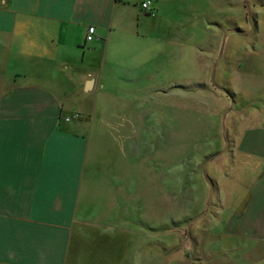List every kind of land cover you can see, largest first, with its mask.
<instances>
[{
    "label": "rangeland",
    "instance_id": "obj_1",
    "mask_svg": "<svg viewBox=\"0 0 264 264\" xmlns=\"http://www.w3.org/2000/svg\"><path fill=\"white\" fill-rule=\"evenodd\" d=\"M197 2L177 14V26L144 25L135 9L90 44L102 45L97 53L84 55L80 40L59 56L81 105L96 104L95 173L108 175L114 192L99 215L101 256L88 230L76 264L244 263L225 232L264 168L255 155V133L264 138V0ZM90 72L105 96L83 93ZM117 123L110 142L96 134Z\"/></svg>",
    "mask_w": 264,
    "mask_h": 264
},
{
    "label": "crops",
    "instance_id": "obj_2",
    "mask_svg": "<svg viewBox=\"0 0 264 264\" xmlns=\"http://www.w3.org/2000/svg\"><path fill=\"white\" fill-rule=\"evenodd\" d=\"M143 1L0 0V264H76L89 243L88 230L95 231L90 243H96L97 259L101 256L97 232L105 204H112L113 183L95 173L96 104L81 105L79 87L59 56L80 40L79 46L88 48L81 47L84 55L97 53L102 45L86 42L88 28L95 27L94 42L101 41L103 31L108 37L110 29L134 19L133 10L142 12ZM152 1V13L142 12L139 20L155 28L177 26V14L198 5L197 0ZM96 66L105 70L106 62ZM86 81L93 82L90 92L82 85L88 98L95 91L105 93L93 72ZM74 114L81 120L66 122ZM112 126L96 134L112 140L120 125ZM259 131L254 153L264 164ZM248 183L243 211L226 221L225 233L230 246L243 252L238 259L256 264L264 256V168L258 167ZM112 241L106 240V254L111 255Z\"/></svg>",
    "mask_w": 264,
    "mask_h": 264
},
{
    "label": "built area",
    "instance_id": "obj_3",
    "mask_svg": "<svg viewBox=\"0 0 264 264\" xmlns=\"http://www.w3.org/2000/svg\"><path fill=\"white\" fill-rule=\"evenodd\" d=\"M142 6V11L147 13V14H151L152 13V9H153V1L152 0H144L141 4ZM96 39V28L95 27H89L88 28V33L86 36V42L92 43L94 42ZM75 118H79L78 116L72 117V118H66V121L69 122L72 119Z\"/></svg>",
    "mask_w": 264,
    "mask_h": 264
},
{
    "label": "water",
    "instance_id": "obj_4",
    "mask_svg": "<svg viewBox=\"0 0 264 264\" xmlns=\"http://www.w3.org/2000/svg\"><path fill=\"white\" fill-rule=\"evenodd\" d=\"M92 86H93V82L92 81L87 82L86 86H84V91L85 92H90Z\"/></svg>",
    "mask_w": 264,
    "mask_h": 264
}]
</instances>
